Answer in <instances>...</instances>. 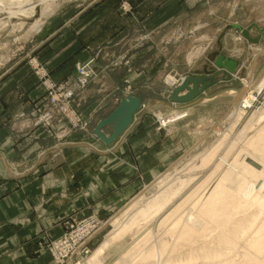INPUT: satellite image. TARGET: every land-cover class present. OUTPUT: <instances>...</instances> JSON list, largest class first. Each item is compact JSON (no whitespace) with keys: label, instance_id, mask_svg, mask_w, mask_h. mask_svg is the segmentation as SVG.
<instances>
[{"label":"crops","instance_id":"1","mask_svg":"<svg viewBox=\"0 0 264 264\" xmlns=\"http://www.w3.org/2000/svg\"><path fill=\"white\" fill-rule=\"evenodd\" d=\"M116 1H91L33 50L45 61L55 81L65 79L72 72L74 74L75 65L85 62L97 49H103L110 64L113 54H119L120 60L112 67L108 62H96L94 66L98 77L86 90L76 95V102L78 106L81 103L84 115L91 112L93 115L100 103H104L102 110H105L104 106L109 107L114 98L122 97L120 87L124 86L127 65L122 63L121 55L126 58L128 52L116 44L122 42L128 32H134L137 38L138 32H143L144 28L150 32L155 30V0L148 3L151 9L146 14L141 11L135 17L121 13L116 8ZM132 1L135 7L144 5V0ZM91 15V22L83 23L71 34L70 41L54 51L50 49L52 45L48 42ZM255 22L264 29L261 21L256 19L238 25L230 23L223 29L225 32L219 31V34H225L221 49L215 45L207 54L209 58L218 53L210 65L216 68V73L231 75L230 81H219L200 95L206 98L203 103L184 108L168 101L169 94L167 97L163 95L166 93V86H163L159 99L142 100L149 111L142 117L141 112L135 114L136 125L123 134L118 145L115 146L114 142L111 148L94 136L79 132L71 131L62 138V123H53L48 128L28 126L29 121L40 114L44 89L22 61L0 74V264H52L44 248L37 251L39 243L43 241L41 233L44 230H49V236L53 238L64 229L59 221L69 215L93 214L103 217L137 190L140 179L131 165H135L141 173L140 181H152L155 178V165L169 163L164 160L169 161L173 153L193 148L205 135L209 121L212 120V124L218 121V115L224 109L223 102L231 104L233 93L211 99L207 96L225 86L241 87V77L249 81L257 80L264 70L261 66V70L253 69L252 63L260 54L252 59L251 67H246L248 55L243 54L242 49L238 50L241 46L256 47L249 40L258 36L255 27L249 29V39L242 35L244 28ZM130 23L133 24L132 28ZM197 29L191 28L188 33L195 34ZM89 33L85 39L81 38ZM263 38L262 33L259 47ZM152 49L141 46L135 48L133 53H149ZM191 55L185 62L187 69L191 67L186 76H204V65L208 59L204 57L196 64L198 60H193ZM197 71L201 74H197ZM172 73L175 74V81L178 79L177 73L183 75L176 67L171 70ZM184 93L186 90L179 95ZM162 101L169 103V106L161 104ZM114 107L106 110L105 116ZM155 110L163 111L168 118L167 130L157 127L149 130L151 111ZM162 121L165 122L164 119ZM104 132L108 133L106 130ZM167 143L170 147L166 152L161 147Z\"/></svg>","mask_w":264,"mask_h":264},{"label":"rangeland","instance_id":"2","mask_svg":"<svg viewBox=\"0 0 264 264\" xmlns=\"http://www.w3.org/2000/svg\"><path fill=\"white\" fill-rule=\"evenodd\" d=\"M45 1L46 0L43 1L44 3L41 2V5L38 6L39 9H42L46 4ZM91 1L93 0H54L55 5L53 10L40 18L39 27L37 29H32V20H30L33 18L32 16L28 19H18L17 17L11 18L10 15V10H17L19 5L24 3V0H21L22 3L20 0H0V74L17 62L22 61L26 68L31 71V74L36 77L39 85L44 91L45 88L42 83V73L45 74V77L49 81L64 88L62 92L70 91L71 95L67 100L61 102L63 107L60 109L62 110L61 112H57L59 107H54V105L48 104L46 106L44 101L40 114L45 108L47 112L51 111L54 116L51 123L49 125H44V127L48 128L53 125V123H62L64 125V134L61 135L62 138H64L67 133L74 131L83 133L84 135L94 136L98 141L102 142L93 134V128L100 119L104 118L103 116L107 113L106 110L109 111L118 104V100L121 96L120 98L119 96L114 98L113 101L110 102L109 107L104 106L105 110H102L104 103H100V105H97L94 109L96 111L93 115L91 114L92 112L90 115H84L81 112V103H79L78 106L76 102V95L79 92L81 93L86 90L90 86L89 84H91V82L93 83L98 77L99 74L95 69V63L108 62L106 54L103 53V49L95 50V53L85 62L77 63L75 65L74 74H72V72L61 81H55L50 76L45 61L42 60L41 56L36 55V52H33L35 47L54 33L60 26H63V24L69 21V19ZM150 1L151 0H144L142 3L144 5H136L135 7L132 4V0H118V2L116 1V8L121 11V13H128L129 17H135L138 12L143 11L146 14L147 11L151 9V6L148 4ZM105 5L106 4H104V6ZM92 16L93 15L76 23L72 27L73 29L59 33L57 37L48 42V44L52 45L50 49H53L54 51L55 48L70 41L69 39L72 37L71 34H74L83 23L88 21L89 24L93 18ZM111 18L113 19V16ZM252 19L260 20L261 24L264 26V0H155V30L150 32L144 28L143 32H138L137 38L135 37L134 32H128L127 37H125L119 44H116L120 48H126V51L128 52L126 58L124 55H121L122 63L127 65V76L126 79H124V86L122 85L123 87H120L122 89V97L128 95H133L139 98L141 97V102L142 100L151 101L157 98L159 99L162 95V87L168 86L169 83L173 84L171 77H175V74H171V70L174 67L183 74H176L178 79L175 81V84L177 85L179 82L178 80L182 77H187V73L191 71V67L188 65L189 67L187 69V64L185 65L186 59H188L191 54L195 53L191 56L193 60L195 58L198 60L196 61V64H199L204 57L205 59H208V52L214 48L215 45L216 47L218 46V40L222 45L225 34L223 33L221 39H219V35L222 32H225L223 29L227 25L230 23H232V25H238L240 23H246ZM253 24H256L259 27L256 22ZM253 24H250L247 27H251ZM129 26L132 28L133 24L130 23ZM194 27H197L198 31H196L195 34L188 33V30ZM252 28L253 27L250 29ZM228 29L229 27L226 30ZM221 30L223 31L219 34V31ZM262 33L264 37V31ZM88 35H90V33L81 38L85 39ZM253 45L256 47H251L252 45H250V48H246V46L243 48L241 46L240 48L238 47V50L242 49V51H244L243 54L248 55L247 61L249 63H247L246 67H251L253 64V69L256 67L257 70H261L260 66L264 69V38L262 46H258L259 42L253 43ZM141 46L153 47L151 50L152 52L133 53L135 48ZM120 48H116V50H119ZM258 54H260V57H257L256 61L251 64L252 59H255V56ZM111 60V64L110 61L108 62L110 65L109 67H112L115 62L120 60L119 54H113ZM78 65L79 67H84V75L78 70ZM26 68L24 67V69ZM263 77L264 70L258 80L252 79L249 81L246 80V77H241L242 79L240 83L248 87L243 97H250V95L254 97L253 91H259L264 86V84L261 86ZM83 79L85 80L84 83H82ZM244 82H246V84ZM224 88H226V86ZM168 94L169 92H166L163 95L167 97ZM243 101L244 99H241L235 107H231L228 102H223L224 109L220 112V115H218L220 116L218 121H215L213 124L211 123L212 120L209 121V127L206 130L205 135L198 140V143H195L193 148L188 151L181 150L173 153L170 156L169 161L164 160V162L169 163H158V166L155 165V178L152 181H140L142 180L141 173L135 165H131L133 168L132 170L136 172V175L140 179L139 182H137L139 183V186H137V190L132 195H130L125 201H122L116 209L103 217H98L93 214L85 216H75L72 214L67 216V218L59 221L62 222L60 224L64 227L59 236L53 238L50 237L49 230H44L41 233L43 241L39 243L37 251L44 248L50 255L52 264H84L91 253L103 242L105 235L114 228L113 224H111V220L120 217L124 208L140 194H144L147 198L152 196L150 194H155L158 191L156 180L160 176H175L173 174L177 172L179 173L180 171L179 174L184 178L187 176L194 177L189 183L190 186L188 184L183 191V194H188L187 192H190L197 187L212 171L215 164L220 160L219 158L227 151V147L237 139L236 137H238L239 133L244 128L250 115L264 108V105L258 103L253 105L250 104L245 108L241 103ZM142 104L145 105L144 103ZM240 106L244 109V113L235 123L234 119L236 117V112ZM140 110L141 109H138L135 114H138ZM159 114L160 117L158 116ZM38 118V115L35 116L27 125L34 126ZM74 118L78 119L77 127H74L73 125ZM161 118L164 119L165 122H163ZM75 119L74 122L76 121ZM167 120L168 118H166L163 111H151L149 130L154 129L155 127H157V129L165 128L167 130L166 126L169 123ZM254 127L257 128L258 126L254 125ZM105 130L107 131L106 128H103L102 132L108 134L104 132ZM226 130H230L229 137L223 145L216 150V156L212 158V161H210L207 166H198L201 163V155L208 152L213 144H216L217 140L220 139L221 135L224 132H227ZM253 132L254 131H250L248 135H251ZM239 143L241 142H238V145L236 146H241L242 143ZM87 145L95 148L92 144L87 143ZM113 145L114 142L107 147L111 148ZM167 147H170V144H164L161 149H164L167 152ZM228 157L231 159V155ZM196 161L197 163H195ZM224 166H226V164ZM196 167H198V170L194 169ZM187 169L194 172H189ZM259 184L260 182L257 183V186ZM176 202L178 201H175V203ZM173 205L169 206L167 210L169 211ZM167 210L154 218L151 223L148 224L149 226L147 225L146 227V231L149 229L152 233V238L150 240H155L154 242H156V237L159 236V232H161L158 227L160 219H162V217L168 212ZM89 224H91V226H88ZM86 231L90 234L77 241L78 244L75 245V252L58 262L54 254L55 243L58 239L61 237H69L71 240H75V235L80 232L85 233ZM144 232L142 234H144ZM152 241H149L148 243L151 244ZM129 247L130 242L122 238L110 248L106 249L105 253L101 256V262L99 264H114ZM125 258L126 260L129 259V257ZM130 259L127 261L124 259V261H122L123 264H125V262L131 264L133 261L129 262ZM132 264L136 263L133 262Z\"/></svg>","mask_w":264,"mask_h":264},{"label":"bare ground","instance_id":"3","mask_svg":"<svg viewBox=\"0 0 264 264\" xmlns=\"http://www.w3.org/2000/svg\"><path fill=\"white\" fill-rule=\"evenodd\" d=\"M43 1L24 0L17 10H10L11 18L32 16L31 28L37 29L40 18L50 13L55 5L54 0H46L39 9ZM263 84L264 77L261 86ZM243 96L241 103L246 108L254 97ZM237 110L235 123L244 113L241 106ZM263 111L264 108L250 115L237 139L232 140L212 171L188 194L183 191L194 177L184 178L180 171L173 174L175 176H160L156 180L158 191L155 194L148 198L140 194L124 208L120 217L111 220L114 228L84 264H99L106 249L122 238L130 242V247L114 264H123L125 257L136 264H264ZM250 131L254 132L248 135ZM229 134L230 130L224 132L216 144L201 155L198 166H207L212 161ZM238 142L241 146H236ZM166 210L158 225L161 232L154 242L146 227Z\"/></svg>","mask_w":264,"mask_h":264},{"label":"water","instance_id":"4","mask_svg":"<svg viewBox=\"0 0 264 264\" xmlns=\"http://www.w3.org/2000/svg\"><path fill=\"white\" fill-rule=\"evenodd\" d=\"M251 27H255L258 30V37L255 39H249L248 31ZM251 27H248L242 31V35L252 43H258L260 36L264 29L259 28L256 24H253ZM223 37V33L220 35L219 39ZM218 48L221 47L220 41L218 40ZM216 52L212 56L208 58L207 63L204 65V76H187L181 81L178 85L175 84L174 77H171L172 83H169L165 88V92H169L168 101L171 103H175L181 105L182 108L185 106H191L199 103H203L206 99L205 97H200V95L209 89L211 86L216 85L219 81H230L232 76L225 72L221 74L215 73L216 68L210 65V62L213 61V58L217 55ZM197 74H201L199 71ZM220 76V77H219ZM175 84V85H174ZM173 86V88H172ZM186 90V93L183 95H179L182 91ZM246 91V87L243 85L241 87H232V88H224L213 95L207 96V98L211 99L217 95H223L224 93L232 92L233 96L231 98V107L238 104L241 100L242 96ZM202 96V95H201ZM163 105L169 106L167 102H160ZM175 108V107H173ZM138 109H141L140 117L145 115L149 111V107L142 104L141 99L139 97L128 95L121 97L119 99L116 107L104 118L100 119L97 124L93 128V134L99 138L106 146H109L113 142H115V146L119 144L123 134L133 128L137 119L135 118V113ZM103 128H106L108 134H104L102 132ZM198 143V142H197Z\"/></svg>","mask_w":264,"mask_h":264},{"label":"built area","instance_id":"5","mask_svg":"<svg viewBox=\"0 0 264 264\" xmlns=\"http://www.w3.org/2000/svg\"><path fill=\"white\" fill-rule=\"evenodd\" d=\"M83 69H84L83 66L79 67L78 65V70L80 71L82 75L85 74ZM84 82L85 80L83 79L82 83ZM42 83L45 88L44 101H45L46 106L47 104L54 105V107L55 106L59 107L58 108L59 110H57V112H61L62 110L60 109L63 108L61 102L63 100H67V98L70 97L71 92L70 91L62 92L64 88L62 86L61 87L58 86L56 83L52 81H49L45 77V74L43 73H42ZM253 95H254V98L251 102L252 105L255 103L264 105V86L258 92L253 91ZM38 117L39 118L37 119L35 125H42L43 127L44 125H49L54 118L53 113L51 111L47 112L45 108L43 109V112ZM74 119H73V125L74 127H77L78 119H75L76 120L75 122H74ZM88 226H91V224H89ZM89 234L90 233L88 231H86L85 233L80 232L77 235H75V240H71L69 237H61L60 239H58V241L55 243V248H54V254H55L56 260L60 262V260H63L66 257H68V255H72L76 250L75 245L78 244L77 241Z\"/></svg>","mask_w":264,"mask_h":264}]
</instances>
